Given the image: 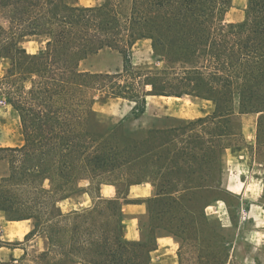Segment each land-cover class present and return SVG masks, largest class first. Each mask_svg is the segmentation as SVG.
Here are the masks:
<instances>
[{
  "label": "trees",
  "instance_id": "trees-1",
  "mask_svg": "<svg viewBox=\"0 0 264 264\" xmlns=\"http://www.w3.org/2000/svg\"><path fill=\"white\" fill-rule=\"evenodd\" d=\"M232 7L233 0H98L90 6L74 0H0V16L7 21L0 22V102L18 113L25 140L20 147H0L7 152L0 158L11 166L0 181V210L10 219L32 221L25 238L39 233L47 241L40 262L149 264L157 237H175L152 222L142 225L144 240H126L120 198L131 185L146 182L149 157L158 170L162 161L170 164L179 155L201 166L207 150L146 137L144 129H129L125 118L108 119L95 105L126 99L135 103L132 113L139 118L149 94L215 102L212 115L190 123L230 122L236 98L241 114L264 112V0H248L241 22L226 21ZM143 39L151 40L153 56L166 62L164 68L133 64L132 49ZM26 40L43 46L31 54ZM105 48L123 54L121 70L81 68L89 55ZM227 135L223 131L219 137ZM217 175L222 177L223 167ZM199 178L208 183L184 187L180 196L158 192L155 198L166 197L170 212L194 213L183 202L197 188H214L217 180L202 171ZM105 184L117 187L116 198L101 197ZM83 191L94 197L90 207L61 209L59 201Z\"/></svg>",
  "mask_w": 264,
  "mask_h": 264
},
{
  "label": "rangeland",
  "instance_id": "rangeland-1",
  "mask_svg": "<svg viewBox=\"0 0 264 264\" xmlns=\"http://www.w3.org/2000/svg\"><path fill=\"white\" fill-rule=\"evenodd\" d=\"M83 5H95L98 0H74ZM233 13H240L237 6ZM230 16L235 18V16ZM0 22H7L0 16ZM24 45L30 52H36L39 44L26 40ZM132 59L135 66L141 69L164 68L166 62L157 60L153 56V49L149 40L139 41L132 49ZM9 61H3L2 68L8 66ZM81 68L92 72H115L123 68V54L116 49L105 48L95 54L89 55L82 63ZM150 90V86L144 87ZM154 108L139 118L132 113L135 103L122 98H111L96 105V109L108 115V119L117 121L126 119L124 123L131 130L144 129V134L159 136L164 141L175 139L178 148L189 147L196 150H207L206 160L192 162L179 155L172 163L162 161L160 169L155 166L154 157L146 160L148 177L146 182L154 186V193L146 199L150 214L141 218L148 227L152 222L156 229L162 232L174 233L178 241V250L181 264H264V166L258 161H251V155L246 162L247 179L242 187L239 184L236 193H229L223 187L224 173L236 165L242 172V130L239 112V98H236V114L230 122L215 124L212 122H196L198 118H208L213 114L215 102L189 95L181 99L170 97H154ZM166 113L177 115L167 117ZM227 106L223 104L222 109ZM154 111V112H153ZM111 116V117H110ZM96 122V120H95ZM97 123V122H96ZM159 133L157 132V130ZM227 131L226 137L219 134ZM10 132V133H8ZM0 133L19 136L22 133L20 120L14 109L5 102H0ZM156 138L151 140L149 149L156 144ZM253 157L264 161V146ZM7 154V152H0ZM150 156V153L148 154ZM241 160V161H240ZM263 163V162H262ZM251 166V168H250ZM259 166V167H258ZM223 167V175H217ZM256 167L254 172L253 168ZM250 168V172L248 171ZM260 168V169H258ZM214 174L215 187L197 188L183 202V207L190 206L194 213L187 214L177 208L170 212L172 204H167L166 197L155 198L158 192L164 196H180L185 192L184 187L208 183L200 180L199 174ZM220 177V178H219ZM143 183V182H142ZM114 185V184H112ZM115 186V185H114ZM123 186V185H122ZM116 187V186H115ZM117 189V187H116ZM172 191V192H171ZM170 192V193H169ZM247 201V207L239 208V198ZM89 204L86 202L85 205ZM209 204L211 208L207 209ZM245 205V206H246ZM64 211L74 207L67 202L63 203ZM208 214V217L204 215ZM32 222V221H31ZM33 229V225L30 231ZM29 231V232H30ZM28 232V233H29ZM26 252L20 264H44L39 260V254L47 245V241L39 233L30 234L25 240ZM141 250V249H140Z\"/></svg>",
  "mask_w": 264,
  "mask_h": 264
},
{
  "label": "crops",
  "instance_id": "crops-1",
  "mask_svg": "<svg viewBox=\"0 0 264 264\" xmlns=\"http://www.w3.org/2000/svg\"><path fill=\"white\" fill-rule=\"evenodd\" d=\"M76 3L83 5L79 3V1H76ZM237 3H238V8H240V13L234 15L233 9L235 8V6H237ZM85 6H90V5H85ZM247 7H248V0H233V7L227 13L226 21L227 22L243 21L246 16ZM232 15H234L235 18H231L230 16ZM145 40H149V39H143L139 41H145ZM28 41L37 42L39 44V49L43 46V43L38 40H28ZM149 41L151 42V40ZM38 50L36 52H30L27 49V51L31 54L37 53ZM154 97L170 98L172 96L149 94L147 96L146 113L150 111L152 108H154V101H155L153 100ZM173 97L178 99L182 98L177 96H173ZM97 104L98 103H96V105ZM96 105H95V109H96ZM160 110L163 111L162 108ZM165 115L175 116L177 114L166 113ZM262 115H264V112H249V113H242L240 115L242 140H243L242 161L240 160L242 162V172H239L235 165L234 167L229 169L227 173L226 172L224 173L223 187H225V189L229 193L232 192L236 193L235 191L237 190L235 189H238L239 184L236 182V178L239 179L243 187L245 180L247 179V173L245 172L246 171L245 164L249 158V155H251V161L254 159L253 161H258L260 165L264 166L263 160L262 161L259 160L257 156L253 157L254 156L253 151L255 154H257L256 152H259L261 147L264 146V129L263 131L262 130L260 131V119ZM20 125H21V121H20ZM8 133H2V134L0 133V147H20L24 144L25 140H24L23 132L21 133V135L17 137L16 135L10 136ZM250 168H248L249 172H250ZM255 168L256 167L253 168L252 172L255 171L254 170ZM10 172H11V166L9 159L0 158V181L2 180V178L8 176ZM85 185L86 184L84 183L83 186ZM153 193H154V186L149 182H143L141 184L131 185L126 197L120 198V201L122 202V210L124 212L123 232H124V238L126 240L142 241L145 239V233L143 232L144 229L142 230L141 228L142 225L144 226V228L146 226L144 225V221L141 218L144 216V214L147 213L148 210L146 199L152 196ZM100 195L102 198H116L118 196V192L114 185L105 184L101 188ZM238 198H239L238 207L240 208L242 206V209L243 208L245 209L247 207L246 203L248 200L245 201V199H243V195L242 197L238 196ZM93 200H94L93 196H91L87 191H83L79 194L74 195L73 197L59 201V206L61 207V209L64 210L62 205L63 203L67 202L69 205L74 206L70 208L68 211L74 209H84L90 207L93 203ZM86 202H89V204L85 205ZM209 208H211V206H208L207 209ZM31 226H32V222L30 219H18V220L10 219L4 211L0 210V238L4 241V245L0 247V260L2 262H9L14 260L16 263H20L26 252L24 242L26 240L25 237L27 233L30 231ZM149 264H181V257L178 250V241L173 235L161 234L157 237L155 248L150 252Z\"/></svg>",
  "mask_w": 264,
  "mask_h": 264
}]
</instances>
